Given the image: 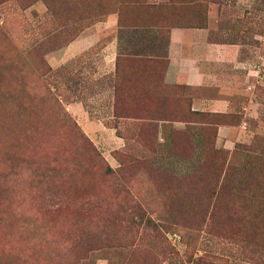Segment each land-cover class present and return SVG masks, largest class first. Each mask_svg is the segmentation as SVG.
Instances as JSON below:
<instances>
[{"label": "rangeland", "instance_id": "1", "mask_svg": "<svg viewBox=\"0 0 264 264\" xmlns=\"http://www.w3.org/2000/svg\"><path fill=\"white\" fill-rule=\"evenodd\" d=\"M209 11L256 65L264 0H0V264H264V136L215 144L163 81L170 28Z\"/></svg>", "mask_w": 264, "mask_h": 264}, {"label": "crops", "instance_id": "2", "mask_svg": "<svg viewBox=\"0 0 264 264\" xmlns=\"http://www.w3.org/2000/svg\"><path fill=\"white\" fill-rule=\"evenodd\" d=\"M101 29L103 37L113 33L117 29L115 16H109ZM212 29L211 11L205 27L170 28L163 81L167 85L186 88L187 95L184 96L188 97L192 111L223 115V121L216 124L215 144L225 147L232 144H251L257 136H264V119L261 117L259 103L253 98L252 90V84L259 83L264 74L256 80L253 75L255 63L247 57H240L237 44L213 40L210 37ZM99 37L101 36L97 35L96 38ZM116 46L117 39L108 37L107 59L111 60L113 66ZM80 49L78 46L71 51L74 53ZM72 109L78 115L80 111H84L81 105L79 108L72 105ZM163 124L166 125L167 121L160 122L161 132L165 128ZM86 126L89 131L99 129L96 122H89Z\"/></svg>", "mask_w": 264, "mask_h": 264}, {"label": "trees", "instance_id": "3", "mask_svg": "<svg viewBox=\"0 0 264 264\" xmlns=\"http://www.w3.org/2000/svg\"><path fill=\"white\" fill-rule=\"evenodd\" d=\"M174 26H176V25H174ZM174 26H172V27H174ZM204 27V26H203ZM169 33V32H168ZM167 85V84H166ZM168 86H172V87H180V86H176V85H168ZM186 99V98H185ZM186 102H187V111H188V113H191L192 115H199V116H201V115H204V116H213V117H215L216 119H217V121H216V123L218 122V123H220V122H222L223 121V115H218V114H215V113H203V112H195V111H192L191 109H190V102H189V100H188V97H187V99H186ZM223 117V118H222ZM167 119L165 118V119H163V121H166ZM185 124L186 123H194L195 121H193V120H189V119H185V120H182ZM217 123V124H218ZM165 128H166V125H165ZM164 128V129H165ZM215 133H216V129H215Z\"/></svg>", "mask_w": 264, "mask_h": 264}, {"label": "built area", "instance_id": "4", "mask_svg": "<svg viewBox=\"0 0 264 264\" xmlns=\"http://www.w3.org/2000/svg\"><path fill=\"white\" fill-rule=\"evenodd\" d=\"M262 39L264 40V37ZM255 66H256L254 68L255 73L253 75L256 78V80H259L261 78L262 72L264 71V56L260 59L258 63H256Z\"/></svg>", "mask_w": 264, "mask_h": 264}]
</instances>
